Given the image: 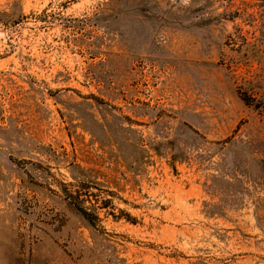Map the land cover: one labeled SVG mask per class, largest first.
<instances>
[{
    "label": "rangeland",
    "instance_id": "rangeland-1",
    "mask_svg": "<svg viewBox=\"0 0 264 264\" xmlns=\"http://www.w3.org/2000/svg\"><path fill=\"white\" fill-rule=\"evenodd\" d=\"M201 263L264 264V0H0V264Z\"/></svg>",
    "mask_w": 264,
    "mask_h": 264
},
{
    "label": "trees",
    "instance_id": "trees-1",
    "mask_svg": "<svg viewBox=\"0 0 264 264\" xmlns=\"http://www.w3.org/2000/svg\"><path fill=\"white\" fill-rule=\"evenodd\" d=\"M78 210L80 211L84 219H86L90 224H93L98 219V215L95 212H92L85 207L84 208L78 207ZM201 264H205V263H201Z\"/></svg>",
    "mask_w": 264,
    "mask_h": 264
}]
</instances>
